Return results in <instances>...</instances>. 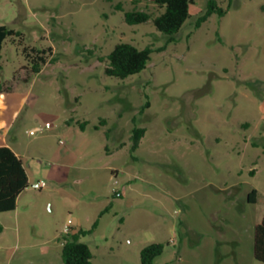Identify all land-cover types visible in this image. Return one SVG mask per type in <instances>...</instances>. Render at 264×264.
I'll list each match as a JSON object with an SVG mask.
<instances>
[{
	"label": "rangeland",
	"instance_id": "rangeland-1",
	"mask_svg": "<svg viewBox=\"0 0 264 264\" xmlns=\"http://www.w3.org/2000/svg\"><path fill=\"white\" fill-rule=\"evenodd\" d=\"M209 1L169 42L125 21L158 14L153 0H0V26L21 33L0 59V143L30 181L0 213V264H64L65 226L96 222L92 264H141L154 243L155 264H264V0H219L226 14L197 28ZM121 42L154 50L126 79L106 74Z\"/></svg>",
	"mask_w": 264,
	"mask_h": 264
},
{
	"label": "trees",
	"instance_id": "trees-1",
	"mask_svg": "<svg viewBox=\"0 0 264 264\" xmlns=\"http://www.w3.org/2000/svg\"><path fill=\"white\" fill-rule=\"evenodd\" d=\"M196 0H154V4L160 12L154 15L148 11L137 9L124 11V18L129 25L146 24L152 22L158 31L169 36V42L175 41L186 21L191 17L190 8ZM213 14L224 16L226 10L219 5V0H210L207 10L199 18L197 28L206 22ZM21 36V33L10 29L6 25L0 26V59L2 56L3 44L7 38ZM154 52L152 47L139 49L135 45L121 42L106 57L108 67L106 74L112 77L126 79L132 75L144 71ZM44 55L46 52H40ZM46 58L38 56L33 60V72L40 73ZM1 69V68H0ZM3 91V83L0 82V97ZM145 134V129L135 128L134 149H136ZM29 177L23 160L9 146H0V213L14 211L17 208L19 195L29 187ZM256 191L251 193V201L255 202ZM98 222L90 230H77L71 227L69 233L64 235L62 244V261L64 264H92L93 253L87 243L81 241L82 237L92 234ZM164 245L154 243L141 250V264H155V260L164 252ZM254 256L255 259L264 263V215L262 221L256 225L254 233Z\"/></svg>",
	"mask_w": 264,
	"mask_h": 264
},
{
	"label": "built area",
	"instance_id": "built-area-1",
	"mask_svg": "<svg viewBox=\"0 0 264 264\" xmlns=\"http://www.w3.org/2000/svg\"><path fill=\"white\" fill-rule=\"evenodd\" d=\"M49 128H50V125H49V124L46 125V128H43V127H36V128H34V129L28 131V134L31 135V136H34V135H36L37 133H42V132L45 131V129H49ZM40 187H41V188L44 187V183L41 184ZM71 227H72V226H71L70 224H67V225L65 226V228H64V233H65V234L69 233L70 230H71Z\"/></svg>",
	"mask_w": 264,
	"mask_h": 264
},
{
	"label": "crops",
	"instance_id": "crops-1",
	"mask_svg": "<svg viewBox=\"0 0 264 264\" xmlns=\"http://www.w3.org/2000/svg\"><path fill=\"white\" fill-rule=\"evenodd\" d=\"M4 145H6V146H9L15 153H16V155L18 156V157H21L8 143H6V142H4V143H0V146H4ZM22 158V157H21ZM23 193V192H22ZM21 193V194H22ZM20 194V195H21ZM20 195H19V197H20ZM18 197V198H19ZM18 200V199H17Z\"/></svg>",
	"mask_w": 264,
	"mask_h": 264
},
{
	"label": "water",
	"instance_id": "water-1",
	"mask_svg": "<svg viewBox=\"0 0 264 264\" xmlns=\"http://www.w3.org/2000/svg\"><path fill=\"white\" fill-rule=\"evenodd\" d=\"M154 1V0H153Z\"/></svg>",
	"mask_w": 264,
	"mask_h": 264
}]
</instances>
